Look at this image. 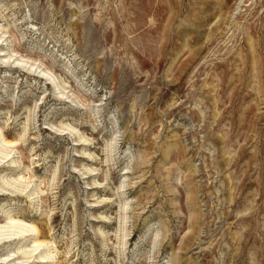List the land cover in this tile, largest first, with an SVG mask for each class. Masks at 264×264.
<instances>
[{
	"label": "rangeland",
	"instance_id": "1",
	"mask_svg": "<svg viewBox=\"0 0 264 264\" xmlns=\"http://www.w3.org/2000/svg\"><path fill=\"white\" fill-rule=\"evenodd\" d=\"M0 25L65 94L0 60V128L27 130L0 176L44 190L0 191V224L58 264H264V0H0Z\"/></svg>",
	"mask_w": 264,
	"mask_h": 264
},
{
	"label": "bare ground",
	"instance_id": "2",
	"mask_svg": "<svg viewBox=\"0 0 264 264\" xmlns=\"http://www.w3.org/2000/svg\"><path fill=\"white\" fill-rule=\"evenodd\" d=\"M34 28V27H33ZM6 27L0 25V46L4 45L7 36H6ZM3 50H0V53ZM5 54H0V60L4 65H8V61L12 60V65L10 67L20 68L27 70L30 73H33L38 78L44 79L51 82L58 90V97L64 96V92L60 90V86L56 81L54 74L48 70V68H42L40 63L32 61L30 57H25L22 54L4 52ZM6 60H3V59ZM65 131L73 132L75 128L70 125L61 124ZM0 128V167L4 166L5 163H8L7 167L10 171L15 170L18 167L19 160L16 159L18 153L17 146L21 145L24 142V137L27 130L23 132V135H20L17 139L9 138ZM79 143L86 144L88 139L81 136L78 139ZM85 153V159L90 158V153ZM33 160V159H31ZM31 167L26 166L24 170H30ZM93 168H86V173L89 176L95 174ZM4 174V173H3ZM9 175V173H8ZM8 175L0 176V191L3 195L8 194L9 191L11 194L17 195V197H25L28 199L32 206H34L38 201L42 200V195H44V190L41 188V181L37 184L35 179L32 177H25L20 175V173L12 178ZM94 184H98L94 182ZM100 184V183H99ZM124 187L123 185L121 186ZM97 188V187H96ZM123 191V190H121ZM102 202L107 201L110 203V199L105 198L101 200ZM100 201V202H101ZM127 203H119V212L124 213L127 210ZM104 221L107 219V216H101ZM121 219V217H120ZM121 222V221H119ZM119 226V225H118ZM53 241L43 238V230L40 225H37L34 220H27L24 216L10 213L5 217L3 224H0V247L9 248L14 244H18L15 250H9L6 253V258H0V264H58L59 260L56 256L58 251L56 245L53 244ZM11 249V248H10ZM20 257V261L18 256ZM3 256V255H2ZM1 256V257H2ZM17 260V261H16Z\"/></svg>",
	"mask_w": 264,
	"mask_h": 264
}]
</instances>
